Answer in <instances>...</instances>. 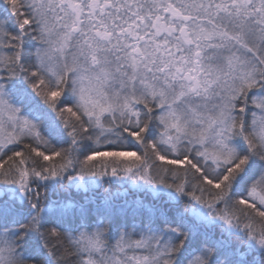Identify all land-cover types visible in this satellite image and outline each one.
Here are the masks:
<instances>
[{
  "label": "snow or ice",
  "instance_id": "snow-or-ice-1",
  "mask_svg": "<svg viewBox=\"0 0 264 264\" xmlns=\"http://www.w3.org/2000/svg\"><path fill=\"white\" fill-rule=\"evenodd\" d=\"M0 264H264V0H0Z\"/></svg>",
  "mask_w": 264,
  "mask_h": 264
}]
</instances>
